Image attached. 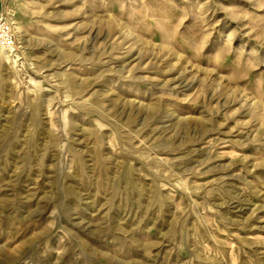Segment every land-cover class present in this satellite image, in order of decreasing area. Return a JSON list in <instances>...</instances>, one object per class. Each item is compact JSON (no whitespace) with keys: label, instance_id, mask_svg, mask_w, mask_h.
<instances>
[{"label":"rangeland","instance_id":"obj_1","mask_svg":"<svg viewBox=\"0 0 264 264\" xmlns=\"http://www.w3.org/2000/svg\"><path fill=\"white\" fill-rule=\"evenodd\" d=\"M0 18V264H264V0Z\"/></svg>","mask_w":264,"mask_h":264},{"label":"built area","instance_id":"obj_2","mask_svg":"<svg viewBox=\"0 0 264 264\" xmlns=\"http://www.w3.org/2000/svg\"><path fill=\"white\" fill-rule=\"evenodd\" d=\"M14 38L9 23L0 18V53L10 55L14 50Z\"/></svg>","mask_w":264,"mask_h":264},{"label":"bare ground","instance_id":"obj_3","mask_svg":"<svg viewBox=\"0 0 264 264\" xmlns=\"http://www.w3.org/2000/svg\"><path fill=\"white\" fill-rule=\"evenodd\" d=\"M15 30H17V29H15Z\"/></svg>","mask_w":264,"mask_h":264}]
</instances>
